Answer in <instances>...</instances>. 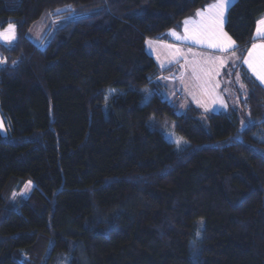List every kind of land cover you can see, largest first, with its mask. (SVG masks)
Wrapping results in <instances>:
<instances>
[{
    "label": "trees",
    "instance_id": "trees-1",
    "mask_svg": "<svg viewBox=\"0 0 264 264\" xmlns=\"http://www.w3.org/2000/svg\"><path fill=\"white\" fill-rule=\"evenodd\" d=\"M211 1L0 0V264H264V88L242 68L239 110L180 112L145 49ZM262 15L228 7L239 58Z\"/></svg>",
    "mask_w": 264,
    "mask_h": 264
},
{
    "label": "rangeland",
    "instance_id": "rangeland-1",
    "mask_svg": "<svg viewBox=\"0 0 264 264\" xmlns=\"http://www.w3.org/2000/svg\"><path fill=\"white\" fill-rule=\"evenodd\" d=\"M234 1L235 0H230V2L227 4L224 10V16L221 22V28L224 33H226L224 31V21L226 17V11L228 7L232 3H234ZM215 2L216 0H213L208 5L213 4ZM207 6L200 10L201 11L206 10ZM196 13L197 11L195 12V14ZM188 20L193 21V23L187 25L189 29L188 33L185 32V25H184L178 31L176 30L167 31L165 34L169 38L166 39L168 41L171 40L182 43L180 44V46L185 48L186 50L185 53L187 57H189L190 54V56H194L197 59L198 67L205 74V78H206L205 80L207 82V86H203L201 90H199L198 92L193 91L192 88L189 86V84L185 81L187 79V81L191 85H193V81H194L193 77L189 75L190 77L185 78L184 70L186 68L184 64L178 61L175 62L173 60L162 67L165 68L169 66H174V71L171 74L159 78L162 98L172 103L179 101L181 103L180 112H182L188 104H193L199 109L206 112L209 111L215 112L216 110H213V104L218 100H220L223 103V105H225L224 107L226 110L227 109L239 110L240 107L239 101L243 100L246 97L245 96L246 89L241 79L242 78L241 72L243 69L247 71V73L264 88V83H262L260 79H258L257 75L252 71V69H250L249 66L243 62L245 59L248 58L249 50L247 51L246 55L243 58H239L233 51L235 45H233V47L227 49L226 51H221L218 48H214L210 46V44L214 42L212 40L209 39L193 40V39L183 38L191 35L192 30L200 23L201 17L195 15L194 17ZM261 20H264V15H262L257 20V22ZM7 28L8 25L5 28L0 29V31H3L4 29ZM256 29H257V23H256L254 40L252 45L264 44V39H261L255 35ZM45 31H46V25L44 21H39L38 23L34 24L32 28L28 31V38L32 42H37L40 40V38L42 37ZM173 31L176 33L175 36L172 35ZM177 37H181V39H178ZM227 37L229 36L227 35ZM15 40H16V31H15V39L12 40L11 43L0 41V47L10 46L15 42ZM148 40H149L148 42L151 41V39ZM252 45L250 46L249 49H251ZM145 49L146 52L149 54L146 48V43H145ZM262 55H264V50L257 48L252 55L253 62L258 64ZM221 61H223V63H221ZM143 93L144 94L141 99V104L145 105L148 101L149 93L146 90H143ZM149 126L158 130L163 136V138L167 142L173 144L175 148L182 149L187 146L186 142H184L180 137H178L175 134L174 123L169 119L164 118L163 120L155 121L153 118H151ZM6 134H7L6 126L4 125V122L0 115V135L5 136ZM177 141H179V143H177ZM31 189L32 186L30 185V183H26L21 189V192L15 194L12 197L13 201L19 198V196L27 197L32 191Z\"/></svg>",
    "mask_w": 264,
    "mask_h": 264
},
{
    "label": "snow or ice",
    "instance_id": "snow-or-ice-1",
    "mask_svg": "<svg viewBox=\"0 0 264 264\" xmlns=\"http://www.w3.org/2000/svg\"><path fill=\"white\" fill-rule=\"evenodd\" d=\"M230 0H216L215 3L207 6L206 10H198L196 15L201 17L200 23L192 30L190 36L183 38L202 40L209 39L214 41L210 44L211 47L218 48L221 51H226L227 49L233 47L234 42L227 34L222 31L221 22L224 16V10ZM185 32L188 33L189 29L187 25L193 23V21L186 19L184 22ZM172 35H176L173 31ZM257 37L264 39V20L257 22L256 34ZM181 39V37H177ZM15 39V26L9 23L8 28L0 31V41L6 43H11ZM264 50V44H253L251 49H249L248 58L243 62L249 66L250 69L257 75L258 79L264 83V55L261 56L258 64L253 62L252 55L257 49ZM179 50L177 49V52ZM6 60L0 59V64L5 63ZM223 63V61H221ZM179 143V141H177Z\"/></svg>",
    "mask_w": 264,
    "mask_h": 264
},
{
    "label": "crops",
    "instance_id": "crops-1",
    "mask_svg": "<svg viewBox=\"0 0 264 264\" xmlns=\"http://www.w3.org/2000/svg\"><path fill=\"white\" fill-rule=\"evenodd\" d=\"M195 15L196 14L194 13L192 16L188 17V19H191ZM183 26H184V23H182L181 27ZM166 38H169V37L165 34L164 36L160 38L151 39L150 42H148L149 40L146 41L147 51L149 52V55L152 57V59L155 61L156 65L159 68L161 67L160 69H166L169 67H173V71H174V66H169L165 68H162V67L165 64L170 63L173 60L175 62L177 61L182 62L186 68L184 70L185 78L190 77L189 75H191V77H193L194 79L193 85H191L187 81V79L186 80L184 79L189 84V86L192 88L193 91L198 92L199 90H201L203 86H207V82L205 80L206 79L205 74L198 67L197 59L194 56H190V54H189V57H187L185 53L186 51L185 48L180 46V44L182 43L177 42V41H171V40L168 41ZM177 49L179 50L178 52H177ZM233 51H234V48H233ZM224 106L225 105H223V103L220 100H218L217 102L213 104V110H216L215 112L225 111L226 109Z\"/></svg>",
    "mask_w": 264,
    "mask_h": 264
}]
</instances>
